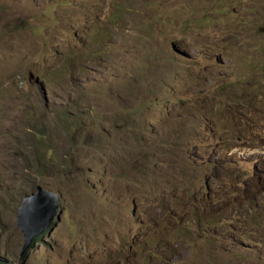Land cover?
I'll use <instances>...</instances> for the list:
<instances>
[{
  "label": "rangeland",
  "instance_id": "1",
  "mask_svg": "<svg viewBox=\"0 0 264 264\" xmlns=\"http://www.w3.org/2000/svg\"><path fill=\"white\" fill-rule=\"evenodd\" d=\"M6 261L264 264V0H0Z\"/></svg>",
  "mask_w": 264,
  "mask_h": 264
},
{
  "label": "water",
  "instance_id": "2",
  "mask_svg": "<svg viewBox=\"0 0 264 264\" xmlns=\"http://www.w3.org/2000/svg\"><path fill=\"white\" fill-rule=\"evenodd\" d=\"M41 189L42 187L33 194V197L28 196L25 199L18 216L19 226L24 231L28 244L37 235L51 228L53 224H58L62 219L60 196L55 192L40 193Z\"/></svg>",
  "mask_w": 264,
  "mask_h": 264
},
{
  "label": "trees",
  "instance_id": "3",
  "mask_svg": "<svg viewBox=\"0 0 264 264\" xmlns=\"http://www.w3.org/2000/svg\"><path fill=\"white\" fill-rule=\"evenodd\" d=\"M34 139L40 140V145H41V143L43 144L44 134L39 133L38 136L35 137ZM169 140H170V138H168V137H159V143H161L164 146H166V144H167V142ZM40 238H41V235L37 236V238H35V240L40 239ZM4 264H10V262L6 261V262H4ZM19 264H24V263L22 262V263H19Z\"/></svg>",
  "mask_w": 264,
  "mask_h": 264
},
{
  "label": "clouds",
  "instance_id": "4",
  "mask_svg": "<svg viewBox=\"0 0 264 264\" xmlns=\"http://www.w3.org/2000/svg\"><path fill=\"white\" fill-rule=\"evenodd\" d=\"M54 225H55V224H53V226H54ZM53 226H52V227H53ZM52 227H51V228H52ZM43 234H44V232L41 233V234H39V235H41V238H42V235H43ZM39 235H37V236H39ZM37 236H36L35 238H37ZM41 238H40V239H41Z\"/></svg>",
  "mask_w": 264,
  "mask_h": 264
}]
</instances>
